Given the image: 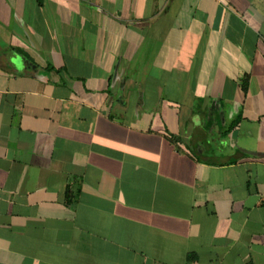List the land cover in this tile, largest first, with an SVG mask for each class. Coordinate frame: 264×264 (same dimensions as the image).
Wrapping results in <instances>:
<instances>
[{
  "label": "crops",
  "instance_id": "1",
  "mask_svg": "<svg viewBox=\"0 0 264 264\" xmlns=\"http://www.w3.org/2000/svg\"><path fill=\"white\" fill-rule=\"evenodd\" d=\"M0 264H264V0H0Z\"/></svg>",
  "mask_w": 264,
  "mask_h": 264
}]
</instances>
